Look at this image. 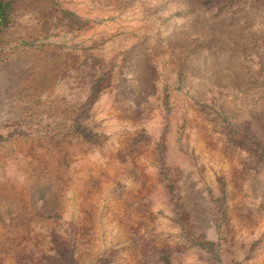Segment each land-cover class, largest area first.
<instances>
[{
    "label": "rangeland",
    "instance_id": "1",
    "mask_svg": "<svg viewBox=\"0 0 264 264\" xmlns=\"http://www.w3.org/2000/svg\"><path fill=\"white\" fill-rule=\"evenodd\" d=\"M262 149L264 0H13L0 264H264Z\"/></svg>",
    "mask_w": 264,
    "mask_h": 264
},
{
    "label": "trees",
    "instance_id": "2",
    "mask_svg": "<svg viewBox=\"0 0 264 264\" xmlns=\"http://www.w3.org/2000/svg\"><path fill=\"white\" fill-rule=\"evenodd\" d=\"M13 0H0V33L9 25L10 13L12 10ZM264 151V149H262ZM220 204L217 206V213L226 215L227 209L222 205V200H219ZM221 224H217L219 230ZM204 244V243H203ZM207 252L213 253L217 257H221V244L214 241H207L205 245Z\"/></svg>",
    "mask_w": 264,
    "mask_h": 264
}]
</instances>
